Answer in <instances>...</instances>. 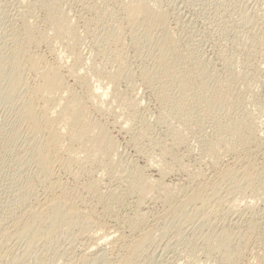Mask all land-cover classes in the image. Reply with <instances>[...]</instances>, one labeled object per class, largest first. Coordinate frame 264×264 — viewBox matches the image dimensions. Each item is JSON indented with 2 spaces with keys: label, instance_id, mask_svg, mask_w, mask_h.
Instances as JSON below:
<instances>
[{
  "label": "rangeland",
  "instance_id": "374dc122",
  "mask_svg": "<svg viewBox=\"0 0 264 264\" xmlns=\"http://www.w3.org/2000/svg\"><path fill=\"white\" fill-rule=\"evenodd\" d=\"M146 1L163 14L173 39L168 50L182 57L175 65L170 56L163 57L160 25L145 21L130 27L120 8H113L114 3L106 8L102 0H0V264H221L222 256L208 253L200 232L219 235L222 231L240 234L232 238L230 249L239 248V253L230 264H264V178L258 177L250 187L244 189L241 184L237 192L232 182H225L220 195L202 211L188 206L186 221L164 215L166 208L161 202L145 200L138 206L136 196L126 195L119 181L107 176L99 165L90 167L83 161L68 172L56 164L52 178L66 184L70 196L80 198L85 211L103 225L92 224L85 234L78 228L60 227L48 243L40 241L29 249L25 239L17 241L11 234L2 238L6 235L3 231L12 232L18 218L25 215L27 205H40L45 199L46 185L40 183L42 173L33 156L40 140L31 137L29 126L18 114L28 95L25 85L31 88L40 80L28 65L14 62V50L23 23H28L35 34L49 29L45 22L49 5H55L60 17L77 32L67 39L80 49L85 60L74 63L65 40L56 41L48 34L38 38L36 48H28L38 65L54 68L62 60L84 70L89 82L91 76L103 78L117 71L120 95H109L105 104L94 100L84 105L87 120L101 122L113 137L116 148L110 156L112 161L125 170L130 169L129 163L143 168L147 160H155L157 154L166 151L183 170H176L165 181L182 178L180 182L187 187L192 184L187 182V174L200 172L203 178L198 182L209 184L215 173L217 176L225 165L234 166L236 158H242L246 151L255 173L264 172V0ZM57 72L86 100L85 90L67 77L66 65ZM188 74L196 76L191 84L182 80ZM218 81L227 82L229 87L219 89ZM222 95L233 99L224 102ZM121 96L134 98V115L117 101ZM237 125H254L263 139L247 145L245 152L222 154L223 160L213 164L206 155L208 149L215 147L223 153L234 146L226 131ZM97 163L106 162L99 159ZM237 165L236 161L234 167L240 174L243 166ZM148 169L145 173L155 175ZM86 184L96 185L100 195L87 194ZM115 188L118 193L110 194ZM23 217L19 219L26 215ZM136 217L141 221L132 220ZM201 222L204 231L199 229ZM250 225L254 229L248 234ZM145 232L152 234V242L130 252L129 241Z\"/></svg>",
  "mask_w": 264,
  "mask_h": 264
},
{
  "label": "bare ground",
  "instance_id": "6f19581e",
  "mask_svg": "<svg viewBox=\"0 0 264 264\" xmlns=\"http://www.w3.org/2000/svg\"><path fill=\"white\" fill-rule=\"evenodd\" d=\"M101 3L106 6V8H109L108 4L114 3L113 8H120L127 24L130 27H134L138 25L139 22L145 21L159 24L163 33V57L170 56L172 65L177 64V62L182 58L179 54L169 52L168 47L173 44V39L168 28L165 26L163 14L159 10L152 8L146 0H102ZM45 22L49 29L45 33L37 32L36 34L28 23H23L21 36L16 43V51L14 50L16 54L14 55V62L17 64L20 63L28 65L31 69L36 71L40 80V83L34 87L30 88L25 85V90L28 91V95L26 99L21 102L20 112L18 114L20 115L19 118L29 126L31 137L40 140L38 146H35L33 150V156L36 166L42 173V180L40 183L46 185V190L44 191L45 199L43 200V204L40 203V205L35 206L33 204L34 206H29L31 204L30 203L27 205L25 213H23L26 215V218L24 220L19 219L25 215L19 218L17 217L18 220L16 223L14 221L15 224L12 226V232L9 231V233L6 230H2L5 232L2 234H6L3 235L2 238L4 237V239H6L5 237H8L9 234H11L13 235V238H16L15 240L17 241H24L25 239L27 249H29L34 248L32 245L34 246V244L40 241H43V243H48L51 238L59 231L58 229H60V227H64L66 230L78 228L80 233L85 234L89 231L90 225L95 224L96 227H101L103 225L100 224L99 220H96L93 217L91 212L88 210V212L85 211V208L82 207L83 202L80 198H74L70 196L66 184L60 182L57 178H52L54 166L56 164H59L60 168L62 167L68 172L70 171L71 166L80 164L83 161H86L85 164L90 167L99 165L104 172L109 174L107 176H110L111 179L119 181V183L124 187L122 189L126 195L136 196L138 206H141L145 200L151 201L152 204L161 202V204L166 208V213H163L164 215H171L173 219L185 218V220L187 217V213L185 214V209L188 206H195L198 210L201 208L202 211V209H205L209 205V202L213 197H216L218 194L220 195L221 192L219 193V191L225 182H227V184L232 182L230 185H232L233 187H231L237 192L240 191L238 189L239 187L242 188L243 184L244 189L252 186L255 177H258L259 179L264 178V172L255 173L256 170L252 168L253 162H251V157H249L247 151H244L251 144L255 143L256 145L258 141L260 142V140L264 138L260 137L259 133L254 131V125H250L245 128L237 125L232 129H228L226 133L229 137H232L231 143L234 146L228 147L223 153L215 151V147L209 148L206 154L213 164H219L218 161H220L221 157L223 156L222 154L226 153L227 155V152H234L233 154H235V152L241 151L242 153V151H244L245 153L242 158H240L242 155L240 156L236 153L240 156H238L240 160L237 156V158L235 157L237 159L236 161L238 165L242 164L243 166V171L240 172L241 175L239 174V171H236V167H234L236 165V161H234V166L225 165L226 167H224V169H222L219 174L217 173V176L215 173V178H212L213 181L211 182L210 180L209 184H207V181H205L206 183H200L201 181L198 182V180L203 178V174L200 172L186 175L188 177V181L187 179L186 181L190 184L192 183L191 187H189V185L187 187L185 184H183L184 181H181V183L180 180L182 178L179 181L177 180L178 182L175 181L167 183L165 178L176 170L182 171L183 165L180 162L175 161L173 158H170L166 151H161L159 154H157L155 160H147V164L143 168L129 163L130 169H123L119 162H114L110 159L111 154L116 148L115 141L113 140L110 132L101 122L92 123L87 120L84 106L85 103L93 102L94 100H98L100 104H105V99L109 95L113 98H115L117 95H120V92L116 87L117 71H112L106 74L103 78H94L91 76L89 79L93 80L89 82L86 77L87 73H85L84 70L76 69L74 65L64 63L62 60H58L54 68L49 67L44 63L41 66L38 65L33 59L34 54L28 51V48L31 46H33V49L36 48L38 46V44H36L38 38H43L48 34H50L56 41L65 40V44H67V51L69 54H71L70 58H72L74 63H78L80 60H85L80 49L75 44H73L71 40L67 39L69 36L76 35L77 32L66 18L60 17V12L55 5L47 6ZM116 55L118 56V54ZM63 64L68 67L67 77L72 79L74 84H79L85 90L87 94L86 100L76 95L71 90V85L65 83L64 79L58 74L57 70ZM203 68L204 67L202 66L201 69ZM90 74L91 72H89V75ZM14 75L16 76L17 74L15 73ZM195 79L196 76L188 74L182 80L191 84ZM217 86L219 89H225L229 87V84L227 82L218 81ZM220 98L222 101L228 103L232 101L233 96L222 95ZM133 99H128V97L125 98V96H121L117 100L129 111L131 116L134 115V104H136ZM114 124L116 125L115 119ZM248 139L252 140L250 144H248ZM64 143H66V145H64ZM217 144L221 145V143ZM75 147H78L80 150L74 149ZM99 159L104 160L106 163L102 165L98 164L97 162ZM147 168H149L148 170L155 172V175H149L145 173V171L147 172ZM245 184L248 186L245 187ZM116 189L117 188H115V190L113 189L110 194H117L118 189ZM84 191L89 195L90 193H97V195H100L99 190L96 189V185L94 184H86ZM106 212L109 213L111 211ZM140 213L141 212H139V216ZM206 213L205 216L207 215ZM199 215L202 214L198 213V216ZM143 216L140 217L143 218ZM168 218L170 219V217ZM188 218L191 219L190 215ZM132 220L141 221L140 218H133ZM205 220L206 219H204V221ZM207 220L209 222L210 219ZM79 222H82L83 225H81ZM199 225L201 226V224ZM197 227L195 228L196 231L198 230ZM134 228L138 227L133 226L132 229ZM248 228L249 230L246 229L247 232L250 231V229L252 232V229H254L253 225H250ZM8 229L10 228L7 227V230ZM199 229L204 231L203 223L202 227ZM247 232H245L246 235ZM148 233L140 236L136 240L134 239L135 241L133 242L129 241L130 252H133L134 249L150 242V236H152V234H150V232ZM200 233V238L202 240L201 242L205 244L208 253H220V256H222L221 264H230L232 259L238 255L239 248L235 247L236 249L231 248V250L230 244L233 240L232 238L234 236L236 237V235L240 236V234L235 235L233 232L228 233L226 231H222L219 233V235H214L211 233L208 234L206 232L203 234L202 232ZM17 259L18 258H16V260ZM126 261L127 260H125L124 263H126Z\"/></svg>",
  "mask_w": 264,
  "mask_h": 264
}]
</instances>
